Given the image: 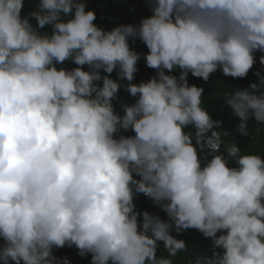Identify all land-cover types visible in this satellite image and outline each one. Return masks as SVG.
I'll use <instances>...</instances> for the list:
<instances>
[{
  "label": "clouds",
  "instance_id": "obj_1",
  "mask_svg": "<svg viewBox=\"0 0 264 264\" xmlns=\"http://www.w3.org/2000/svg\"><path fill=\"white\" fill-rule=\"evenodd\" d=\"M147 6L105 29L85 0H36L27 14L25 0H0L2 264H72L64 247L88 264H173L187 244L172 233L189 229L212 244L197 264H264V155L221 151L232 132L188 80L245 78L257 52L264 65V0ZM141 58L156 72L136 83ZM254 75L224 95L244 136L250 118L264 125ZM140 194L166 219L138 209Z\"/></svg>",
  "mask_w": 264,
  "mask_h": 264
},
{
  "label": "trees",
  "instance_id": "obj_2",
  "mask_svg": "<svg viewBox=\"0 0 264 264\" xmlns=\"http://www.w3.org/2000/svg\"><path fill=\"white\" fill-rule=\"evenodd\" d=\"M87 8L92 9L96 13V20L94 23L105 28L111 29L112 27L122 23H138L143 16L150 15V10L147 6V0H85ZM36 3V0H25V7L23 9L24 14H27L32 10ZM135 50L139 52H146L147 49L142 42L137 41L135 45H132ZM256 63L253 65L252 70L249 71L247 77L242 79H233L232 77H225L222 73H214L210 80L206 83L202 79L193 77L189 73L188 80L190 84H196L197 86L204 87L205 91L202 97L203 107L206 108L213 119H219L222 121L220 130H230L233 136L223 137L224 143L221 146V151L229 142H237L241 148L242 153H255L264 155V125H259L252 118L248 121V136L241 135L235 131V126L239 122L237 117L232 115V110L224 103V95L230 93L233 87L245 88L250 83H258L259 79L254 73L259 70L264 74V65L259 63V56L261 53L256 54ZM67 67H73L71 62H66ZM156 70L146 67L143 58L138 62V72L135 76L136 83L142 80H147L151 76L155 75ZM178 75V71L173 73ZM115 78V72H113ZM119 95L131 103L132 99L126 92L121 89ZM115 103V102H114ZM117 110L119 104L116 103ZM130 134V133H128ZM137 208L140 210H148L161 215L166 219V214L163 213L158 207L154 206L152 201L140 194L135 200ZM176 235L178 239H183L187 248L177 254L175 257H170L173 260V264H197L203 257L210 256L212 254V244L210 238H205L199 231L195 229H189L182 233H172ZM3 244L0 239V245ZM55 254L59 257H68L72 264H88L90 260V254L86 257H80L77 250L69 247H64L54 250ZM158 256L168 257L167 251L163 248L162 242L157 251ZM2 264V262H0Z\"/></svg>",
  "mask_w": 264,
  "mask_h": 264
}]
</instances>
